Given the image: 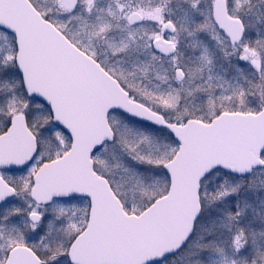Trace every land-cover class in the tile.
<instances>
[{"label":"snow or ice","instance_id":"obj_1","mask_svg":"<svg viewBox=\"0 0 264 264\" xmlns=\"http://www.w3.org/2000/svg\"><path fill=\"white\" fill-rule=\"evenodd\" d=\"M0 264H264V0H0Z\"/></svg>","mask_w":264,"mask_h":264}]
</instances>
